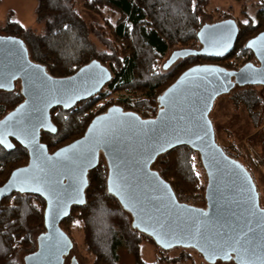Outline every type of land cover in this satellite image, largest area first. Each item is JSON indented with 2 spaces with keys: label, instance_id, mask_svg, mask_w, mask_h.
<instances>
[{
  "label": "water",
  "instance_id": "95a60500",
  "mask_svg": "<svg viewBox=\"0 0 264 264\" xmlns=\"http://www.w3.org/2000/svg\"><path fill=\"white\" fill-rule=\"evenodd\" d=\"M235 19L205 24L198 37L201 49H176L164 63L170 68L189 55L223 58L235 48ZM260 66L247 62L239 69L218 64L189 67L159 97L155 117L143 118L119 105L97 115L85 134L50 153L42 131L55 132L51 110L72 108L98 94L112 79L98 60L76 73L55 77L33 61L18 38L0 43V87L18 81L24 100L0 118V144L12 149L13 139L29 151V162L16 168L0 186V198L14 192L41 195L47 203V263L57 260L60 244L71 243L60 228L74 205L86 202L89 171L103 155L108 163V190L133 217V226L163 249L195 248L209 263L231 261L264 264V208L248 169L228 155L216 138L210 119L215 101L236 86L264 85V32L249 39ZM181 145L199 151L207 174L206 206L182 202L172 185L152 168L163 153ZM67 241V242H66Z\"/></svg>",
  "mask_w": 264,
  "mask_h": 264
},
{
  "label": "trees",
  "instance_id": "16d2710c",
  "mask_svg": "<svg viewBox=\"0 0 264 264\" xmlns=\"http://www.w3.org/2000/svg\"><path fill=\"white\" fill-rule=\"evenodd\" d=\"M37 1L36 18L43 24L42 30L36 33L25 27L14 20L15 14L10 12L6 35L21 39L31 59L44 65L52 76H70L93 60L100 61L112 74V79L98 94L77 102L70 109L56 106L51 110L56 131L41 133V141L50 153L82 137L91 121L111 106L119 105L143 118L155 117L160 108L159 97L193 65L218 64L230 70L239 69L254 58L246 42L264 27V0H258L255 19L247 23L229 15L220 19L233 18L239 26L236 46L228 56L189 55L165 71L161 64L175 48H202L198 34L206 24L204 17L211 0ZM78 1L103 24H89L77 9ZM254 31L255 34L246 37ZM92 34L103 41L105 49L97 47ZM240 87L245 86H236L232 91ZM239 99L249 100L241 95ZM23 100L20 81L12 88L0 87V118ZM255 103L251 107L254 108ZM13 142L15 146L10 150L0 144V186L13 170L29 162V151L17 140ZM223 149L239 160L255 181L239 155L226 147ZM152 168L172 185L180 201L203 195V204H194L201 208L206 206L207 174L198 150L189 145L174 147L158 156ZM108 174V163L102 155L99 165L89 171L85 204L72 207L71 213L60 222L61 231L71 239L74 225L82 223L85 245L93 255V264H120L119 249L123 246L132 251L138 264H159L143 260L142 243L155 241L133 226L132 215L109 192ZM258 192L260 195L259 189ZM46 206V200L38 194L14 192L0 198V264H21L19 255L23 250L29 255L39 252L40 242L47 235ZM189 257L191 255L183 253L180 258L161 260L170 263ZM230 262L239 264L235 259Z\"/></svg>",
  "mask_w": 264,
  "mask_h": 264
},
{
  "label": "rangeland",
  "instance_id": "374dc122",
  "mask_svg": "<svg viewBox=\"0 0 264 264\" xmlns=\"http://www.w3.org/2000/svg\"><path fill=\"white\" fill-rule=\"evenodd\" d=\"M261 1V0H259ZM258 0H211L204 17L206 24L221 21L223 16L229 15L240 21L248 22L255 19L259 10ZM37 0H1L0 2V43L11 36L6 35L5 26L10 12L15 14L12 18L18 20L25 27H30L36 33L42 30L41 23L37 22L36 7ZM77 9L83 18L89 23L103 24L102 20L92 12L84 8L83 4L77 2ZM246 13L249 15L247 16ZM233 19V18H232ZM260 29H264L262 26ZM257 31V30H256ZM249 33L246 37L255 34ZM245 37V38H246ZM92 40L97 47L105 49L103 41L92 34ZM177 48H175L176 50ZM181 49V48H180ZM174 51V50H173ZM172 51V52H173ZM171 52V53H172ZM170 53V54H171ZM170 56V55H169ZM169 56L162 62L164 63ZM231 60V59H230ZM180 62V61H179ZM179 62L173 64L168 71ZM249 100H240L239 96ZM256 102V103H255ZM255 103L254 108L251 107ZM210 119L214 124L216 138L223 147L234 151L239 155L243 163L249 167L254 175L258 189L260 191L261 204L264 206V87L245 86L236 88L228 94L221 95L215 101L210 114ZM186 203L195 205L203 204L204 196L185 198ZM195 203V204H194ZM36 233V238L38 237ZM72 238L69 246H65L59 251L56 264H93V255L87 250L85 245L82 223L74 225L71 232ZM141 256L143 260L149 263L157 262L159 264H232L233 262L209 263L205 257L195 248L175 246L170 249H160L155 242L147 241L141 245ZM183 253L191 255L187 260H175L170 263L162 262V258H180ZM120 264H138L132 251L123 246L119 249ZM48 249L41 247L38 253L29 255L28 251L23 250L19 255L21 264H48Z\"/></svg>",
  "mask_w": 264,
  "mask_h": 264
},
{
  "label": "flooded vegetation",
  "instance_id": "af4514ba",
  "mask_svg": "<svg viewBox=\"0 0 264 264\" xmlns=\"http://www.w3.org/2000/svg\"><path fill=\"white\" fill-rule=\"evenodd\" d=\"M262 32H264V29L259 30V32H258L256 35L252 36V38H253V37H256L258 34H260V33H262ZM250 39H251V38H250ZM251 51H252V50H251ZM252 52H253V51H252ZM171 54H172V53H171ZM171 54H170V55H171ZM253 56H254V58H253L252 60L248 61V62H252V63H254V64L257 65V66H260V65H261V62L257 59V57L255 56L254 52H253ZM178 61H180V60H178ZM248 86H262V87H264V85H262V84L248 85ZM216 137H217V136H216ZM64 240H65V239H63L62 242H61V244H60V248H61V249L64 248L65 246H69V245H70L67 241H66L67 243H65ZM56 263H57V260H55L52 264H56ZM73 264H78V262L75 261Z\"/></svg>",
  "mask_w": 264,
  "mask_h": 264
}]
</instances>
